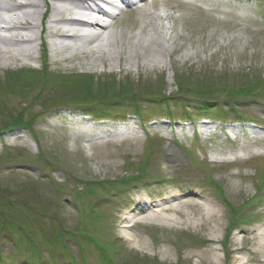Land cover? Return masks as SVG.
Returning <instances> with one entry per match:
<instances>
[{"label": "rangeland", "instance_id": "rangeland-1", "mask_svg": "<svg viewBox=\"0 0 264 264\" xmlns=\"http://www.w3.org/2000/svg\"><path fill=\"white\" fill-rule=\"evenodd\" d=\"M156 1L147 6L148 15L137 11V18L125 6L113 20L114 41L103 51L128 56L134 42L155 38L160 53L153 51L152 58L157 68L165 66L162 71L144 68L142 56L139 62L97 60L93 66L90 56L66 62L49 48L37 52L35 61L19 58L0 67V83L47 75L43 94L51 95L53 106H30L23 125L6 130L1 128L8 115L0 114V264H101L89 240L94 235L118 264H232L235 256L255 263L248 248L260 241L253 232L264 230V0ZM31 61L33 66H24ZM114 79L111 87L131 82V91H107ZM33 83L28 86L39 91ZM11 96L6 104L9 111L17 106V116L24 98ZM57 103L71 109L58 110ZM209 106L214 112L206 113ZM87 109L89 130L80 121ZM102 114V121L94 119ZM202 118L217 124L216 134L184 137L183 128ZM237 125L252 126L250 139ZM143 188L151 190L144 196L151 200L202 191L218 210L217 239L211 242L212 228L190 213L191 224L181 228H134L131 233L144 243H130L120 227L137 207L133 191ZM14 223L18 227L9 229ZM22 225L33 244V231L38 233L42 262L32 260L35 251ZM61 225L71 243L63 253L49 247L53 233L63 237ZM233 241L244 250L232 251ZM130 254L143 259L134 262Z\"/></svg>", "mask_w": 264, "mask_h": 264}, {"label": "bare ground", "instance_id": "bare-ground-1", "mask_svg": "<svg viewBox=\"0 0 264 264\" xmlns=\"http://www.w3.org/2000/svg\"><path fill=\"white\" fill-rule=\"evenodd\" d=\"M105 1L0 0V67H6L13 60L19 58L34 60L38 57L37 52L42 48V45H47V48L54 51L55 54H61V60L66 62L73 59H86L90 56L93 58L91 63L93 66H96L97 60L111 65L114 63V59L119 62L124 60L131 62L135 58L139 62V57L142 56L143 67L154 66L151 70H156L157 67L154 64L157 60L152 58V53L153 51L160 53L158 52L160 49L159 42L155 38L137 40L131 45L128 56L127 54L124 56L123 52L119 53V51L116 56H112L106 50L103 51V46L105 44L111 45L116 36L111 31L115 26L113 20L116 16L111 17L108 22H101L97 17L86 18L85 16H90L91 13L83 10L103 12L105 11ZM142 1H129L130 5L136 6V8L130 9L135 18H137V11L140 9L138 14L148 15L149 8L147 6L154 2L157 3L156 0L151 2ZM7 2H11L12 6L8 5ZM120 11L118 10V12ZM3 22L9 25L4 28ZM134 25L135 22L133 21L132 26ZM4 32L7 34H4ZM122 44L124 46V42ZM176 50L174 49L173 51L172 49L171 52L174 53ZM65 52L67 53L64 54ZM99 54H102L101 57H98ZM156 54L154 55L156 56ZM171 62L173 61L171 60ZM157 66L159 71H162L165 67L163 64ZM124 70V67L119 69L120 72ZM24 79L27 81L25 83L20 81L22 83H18V85L8 81L0 83L1 115H12L17 109V106H14L13 110L9 111V105L6 104V100L10 97H15L11 96V94L24 98V101L21 102L22 106L36 103L41 98L46 99L42 100L41 104L50 101L51 95L48 94L46 97L43 94L46 88L45 84L47 85L45 82L48 80L47 77L44 79L43 77L29 78L25 76ZM30 83H33V88L35 89L41 86L38 89L39 91L32 90L31 85L28 86ZM114 85H116L115 79L108 86ZM204 199L202 191H194L192 189L170 193L162 200L149 201L146 198H140L137 200L136 209L127 213L124 217L125 221H122V227H120L121 236L129 240L133 245L140 241L144 243L143 239L131 233L134 228L155 224H170L175 228H181L180 226L191 224L189 214L192 213L203 219L200 223L202 226L212 228L210 237L213 239L211 240L212 242L217 239L215 235L218 233V229L222 227V224L216 218L218 214L216 207L206 203ZM253 238L260 239V241L256 243V249L254 247L248 248L250 254L257 256L254 258L255 260L251 259L255 261L254 264H264V230L253 232ZM242 250L244 248H240V245L233 241L232 251L240 253ZM248 262L250 261L248 260ZM208 264L215 263L210 261ZM232 264H247V261L240 256H235Z\"/></svg>", "mask_w": 264, "mask_h": 264}, {"label": "trees", "instance_id": "trees-1", "mask_svg": "<svg viewBox=\"0 0 264 264\" xmlns=\"http://www.w3.org/2000/svg\"><path fill=\"white\" fill-rule=\"evenodd\" d=\"M20 121H21V116L18 119L14 120V123H16V125H18V124H20Z\"/></svg>", "mask_w": 264, "mask_h": 264}]
</instances>
